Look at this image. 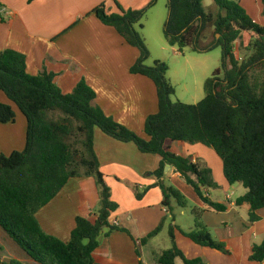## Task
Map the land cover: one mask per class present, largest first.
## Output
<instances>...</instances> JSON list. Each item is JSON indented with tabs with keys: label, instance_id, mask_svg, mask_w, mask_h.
<instances>
[{
	"label": "trees",
	"instance_id": "trees-1",
	"mask_svg": "<svg viewBox=\"0 0 264 264\" xmlns=\"http://www.w3.org/2000/svg\"><path fill=\"white\" fill-rule=\"evenodd\" d=\"M206 0H167L168 16L164 35L180 50L192 47L199 53L220 47L221 67L205 81V97L198 103L174 101L165 61L146 65L150 49L140 32L142 20L157 0L142 9H125L117 1L119 13L108 12L101 2L94 13L105 25L114 27L140 56L131 67L133 74L150 78L157 89L159 109L147 117L141 137L106 115L96 103V92L81 80L71 93H64L55 74L44 69L37 75L27 72L26 56L13 49L0 51V90L18 107L27 120L25 148L10 155L0 154V228L38 264H96L94 251L102 239L114 231H126L110 222L118 209L112 189L100 168L95 151V131L101 129L121 142H133L143 153L159 154L154 172L164 193L163 205L175 219L172 200L186 208L187 198L165 182L167 165L173 166L191 185L208 208L225 211L227 205L212 201L203 188H217L213 171L199 159L170 151L175 141L201 143L213 148L223 161L224 175L247 192L236 200L250 205L249 220L260 219L264 208V27L256 23L237 0H213L219 12L205 8ZM263 4H264V0ZM0 16L4 18L0 4ZM236 43L242 58L236 53ZM16 121V111L0 102V122ZM92 176L100 188L96 219L79 216L69 241L47 233L37 213L73 177ZM147 189H145L146 191ZM138 193L142 198L144 192ZM194 228L181 230L195 243L229 253L202 221V209L194 207ZM161 224L142 239L147 243L157 235ZM175 226H170L171 248L158 256L160 264H206L201 258H188L177 246ZM139 254V251H138ZM250 260L264 262V240L253 247ZM0 264H24L20 260ZM140 264H143L140 260Z\"/></svg>",
	"mask_w": 264,
	"mask_h": 264
},
{
	"label": "crops",
	"instance_id": "crops-1",
	"mask_svg": "<svg viewBox=\"0 0 264 264\" xmlns=\"http://www.w3.org/2000/svg\"><path fill=\"white\" fill-rule=\"evenodd\" d=\"M116 1L125 9H142L152 0H0L4 14V18L0 16V51L13 49L23 53L27 72L31 75L44 69L54 73L55 82L66 94L85 80L96 92L95 101L106 115L146 138V119L159 109L156 86L150 78L131 72L140 56L139 50L94 13L101 2L108 12L119 13ZM239 1L249 16L264 27L263 1ZM165 21L161 8L152 9L142 20L140 32L154 61L166 60V44L175 54L178 52L166 37L162 38ZM238 46L236 43V53ZM0 102L12 105L16 111L15 122H0V154L10 155L25 148L27 120L1 90ZM95 151L112 189V199L118 203L110 222L127 230L114 231L102 239L93 254L96 264H140V260L143 264H160L159 254L173 244L169 232L171 225L175 226L174 241L188 258H201L206 264H264L250 260L253 247L264 240V208L257 212L259 220H249L250 205L236 203L247 189L240 183L231 185L227 181L223 161L213 148L182 141L170 145V151L193 157L194 161L199 159L212 169L218 187L203 190L212 201L226 204L227 209L208 208L182 175L167 165L165 182L180 190L188 201V206L182 208L172 200L174 220L163 205L160 179L154 175L162 161L159 154L143 153L133 142H121L98 128ZM142 191H145L143 197L138 198ZM99 201L100 188L94 177H73L39 210L37 218L47 233L69 241L77 217L95 221ZM194 207L202 209V221L217 241L226 244L229 253L197 244L182 233L181 230L194 228ZM164 218L159 233L143 244L142 239ZM8 240L16 255H6L4 261L19 259L38 264L14 241ZM175 264L184 262L177 258Z\"/></svg>",
	"mask_w": 264,
	"mask_h": 264
},
{
	"label": "rangeland",
	"instance_id": "rangeland-1",
	"mask_svg": "<svg viewBox=\"0 0 264 264\" xmlns=\"http://www.w3.org/2000/svg\"><path fill=\"white\" fill-rule=\"evenodd\" d=\"M205 5L208 12L213 14H217L219 12V8L213 0H206ZM153 7L149 8L146 15L152 9L156 10L161 8L167 19V0H157ZM162 38H165L164 33L162 34ZM165 49V62L169 67L167 76L176 90L172 99L174 101L180 100L189 104L198 103L205 96V81L214 73L216 69L221 67V48L218 47L209 52L199 53L193 51L192 47H186L180 50L179 47L176 46L175 49L178 51L176 54L168 44L165 45ZM155 52H153V55L156 54ZM237 53L238 56L242 58L239 49ZM145 63L149 66L153 65L154 60L151 53ZM241 187L245 188L243 185H241ZM9 241L10 240H8V236L5 232L0 230V257L2 259L9 254L16 255L15 250L8 244ZM23 263L28 264L26 262Z\"/></svg>",
	"mask_w": 264,
	"mask_h": 264
}]
</instances>
